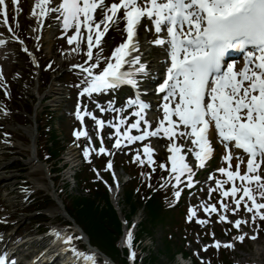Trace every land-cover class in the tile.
<instances>
[{
  "label": "snow or ice",
  "instance_id": "obj_1",
  "mask_svg": "<svg viewBox=\"0 0 264 264\" xmlns=\"http://www.w3.org/2000/svg\"><path fill=\"white\" fill-rule=\"evenodd\" d=\"M13 3L17 4L18 15V0H13ZM51 3L52 0H36L32 14L46 16L50 12L59 13L55 18L62 19L63 28L75 29V34L68 36L67 40L69 45L76 42L71 51H86L87 59L73 67L80 69L83 76L79 95L87 94L89 98L94 93H102L122 85L139 89V80L147 72V65L141 62L139 54L132 53H138L139 50L136 38L138 26L142 19L150 21L158 34L153 43L166 46L170 57L166 76L155 89L157 93L163 94V118L156 129L150 130L151 122L146 118V110L151 105L139 95L129 97L127 101L128 107L136 109V119L122 133L120 126L126 124L125 116L121 115L119 123H115L97 118L86 109L85 114L91 116L101 129L106 123L109 124L116 129L117 135H123L129 143L158 136L161 129L169 138L176 136L178 132L179 137L192 139V143L196 145L193 150L196 167H203L214 151L209 138L210 131L214 129L226 149L222 159L228 162V167L217 169L219 173L226 175L225 181L216 180V184L223 189L222 196L231 195L235 199V207L230 209L233 214L238 213L243 201L246 211L252 213L253 222L257 216L264 219V211H259L264 209V175L261 174V166L264 165V0H111V3H106V0H59L54 6H50ZM7 7L5 0H0V13H3L5 25H8ZM36 8H39L38 13ZM98 10L101 16L99 20L96 19ZM121 11L122 16L119 15ZM121 19L126 21V40L115 47L109 57L97 56L94 48L101 44V38L111 25ZM82 28L87 29L86 49L81 48V41L84 39ZM160 33L164 35H159ZM13 37L20 40L14 32ZM20 42L23 44L22 40ZM3 43L0 40V44ZM232 49L243 52V62L239 67L237 61L225 60ZM24 51L28 52L27 47H24ZM101 60L105 62L103 68H100ZM108 105L111 110L117 111L113 101H109ZM98 107L101 112L108 110L99 105ZM123 107L121 106L120 111ZM76 114L83 121L84 114L79 105ZM142 124L147 127L141 129ZM130 129L141 131L139 135H133ZM74 135L80 137L87 136L88 133L77 130ZM101 144L103 145L102 137ZM121 144V139L117 138L115 146L118 148ZM143 147L148 154V162L152 163L151 153L154 149L149 144H144ZM168 147L174 153L169 157L170 174H175L177 184L181 182V176L187 174V186L191 187L195 183V168L186 161L187 154H181L184 145L176 144L173 140ZM235 150H242L247 154L244 172L240 171V164L244 163V159L241 152ZM106 151L103 146L99 148L100 153ZM84 155H89L88 148H85ZM234 156L239 161L235 170L232 168ZM143 162L140 160V163ZM108 167H112L111 161H108ZM237 179L245 186L237 187ZM228 182H232L233 186L224 189V184ZM237 193H242L239 198H236ZM175 196L179 197L180 192L176 191ZM248 201H251L250 205ZM220 204L225 210L221 212L220 220L229 221L226 214L229 204L223 199ZM204 211L210 215L220 209L215 204H207ZM189 212L191 214L188 219L191 220L195 211L190 208ZM230 222L239 229L242 223L248 221L238 217ZM53 234L65 244V250L71 249L78 262L82 259L84 264H97L95 253L80 252L72 244L77 237L57 230H53ZM245 235L240 234L235 239L243 241ZM131 241L132 233L129 231V247ZM214 243L217 248L221 246L219 240ZM224 246L234 247V244L228 242ZM207 247L205 245V250ZM130 256L135 259V251ZM0 264H6V256H0Z\"/></svg>",
  "mask_w": 264,
  "mask_h": 264
},
{
  "label": "rangeland",
  "instance_id": "obj_2",
  "mask_svg": "<svg viewBox=\"0 0 264 264\" xmlns=\"http://www.w3.org/2000/svg\"><path fill=\"white\" fill-rule=\"evenodd\" d=\"M32 18L33 17H31V19ZM21 19H23V21H21L22 26L25 29H29L30 26L32 25V21H28L27 14H24L19 20ZM28 32H30V30L24 33H21V34L27 39L29 43H31L32 40L28 37ZM31 32H33V30ZM37 48H38V54L40 56L41 44H39ZM46 57H48V55ZM0 60H3L5 62L8 61V63H5V67L7 69V74H9L7 82L3 84V87H0V109L2 110V111L0 110V112L3 113L5 109H7V111L9 109L11 112H13L16 109L14 113L15 112L19 113V116L18 117L14 116V118L20 119V121H22L23 123H26L27 118L24 113V110H26L25 105L27 104V106L30 107V110H29L30 112L34 110V107H36L38 104V100L35 99L36 92L33 89L34 82L28 83L27 81H23V82L18 81L15 78V74L17 73V71H19L20 73H25L26 74L25 77L27 78L33 77V65L24 54H20V53L16 56L17 63H15L13 67H11L13 58L10 59L8 57L1 56ZM44 73L46 72L44 71L41 72V74H44ZM45 82L40 84V86H42ZM105 96L106 95H104L102 92V93H99L98 95H94L91 98H89V104L91 108H93L94 110L96 108V105L100 104L101 102L106 103L107 101L102 100V98ZM32 97L34 98L33 100H32ZM28 119H29L28 121L29 123L28 122L27 123L32 124V120H30V117ZM28 124H24L25 125L24 127H26V125ZM15 126L16 124L11 119L8 118L7 120H4L0 118V143H2L6 147L3 149H0V176L6 177L4 179V182L0 183V189L3 188L4 185L6 189L5 190L3 188V192L0 191V197L4 200L6 205H8L9 203L15 204L14 206L13 205L7 206L8 211H6L5 207L1 206L0 215L2 216L4 215V213L10 212L13 214V217L9 218L10 220H13V219L18 220L20 218L19 223L17 224L16 227L22 228V229L25 228L27 223L29 224L30 220L32 221L33 219H35L30 214H27V213L23 214L19 212L20 208H22L23 205L18 204V200H21V197L17 198L15 196L17 192H15V189H13L12 183H14L17 180L22 179L26 184L30 185L29 193H32V196L31 198L28 199V202L25 201L26 203L28 204L33 203L32 205L36 206L37 201L33 200V197H34L33 191H35L38 188L41 189V192H42L41 194L43 195V199L39 200V202H42V204L47 203L48 205V208L43 211L45 214V217H47L45 225L50 226L53 222H56L57 224L64 223L66 220H68V216L64 214L65 210L64 212L61 211L60 208L56 205V202L54 200L51 201L50 197L51 196L54 197L53 194L55 193L57 194V196L60 195L65 200L67 199L68 196L70 197V195L74 197V195H76V193L79 192L78 185L77 184L75 185L74 181L65 172L66 166H64L62 171H60L59 175L60 176L62 175L61 178L59 176H55L57 177V181L55 185H53V182L50 179L51 174L47 175L45 166H43V169L38 170V171H35V168L32 169L30 167L29 160H26V157L23 156L24 151L27 150V148L29 147L25 145L22 146L19 141V138L22 136V134H23V138L27 137L26 136L27 134L24 133L23 129L22 130L15 129ZM59 131H60V127L57 128V132ZM5 133H8V135L5 136ZM65 135H69V131L66 130ZM28 154L29 153L27 152L26 155ZM118 156H119V159L122 160L124 157L129 156V155L127 154L126 151L123 150L118 153ZM59 157L55 159L54 166H52L53 170L55 169L54 171H58V168L60 170V167L62 166V160H60ZM122 164L126 165L125 162H122ZM115 167L118 172H122V169H120L121 164L118 161H115ZM17 168H20L21 170L19 171V169ZM57 173L58 172H56L55 174ZM65 176L69 177V182H67ZM121 178H125V177L121 176ZM199 187L195 189V192L193 193L192 196L188 195V197H185L187 206L194 207L197 213H200V210H199L200 205L205 204L204 200H209L208 198L209 196H211L209 192H208L209 194L208 196L207 194H205L206 191L201 190V188ZM19 190L24 191L23 188H20ZM8 191H13V195L8 194ZM123 194L124 193L121 191V193H119V196H118L120 200L119 208L123 210V213L125 212L126 214H128L130 212L129 204H127L125 200L123 201ZM133 201L135 202L134 198H133ZM97 208L99 209L101 207L97 206ZM93 214L97 215V213H93ZM138 216L141 219L143 218L142 220H144V217H145L144 210L142 213V211H140L139 209V211L136 212L135 216L132 217V220L136 222L134 218L139 219ZM216 217L217 216H215L214 219L211 218L210 220H207L208 221L207 224H204V225H197L200 222L198 220L196 222L197 223L196 225L204 228L205 230H207V228H211V226H214V228L212 229V233L208 231L210 234V238L216 239L219 237L222 239V237L225 235V231L219 229L216 226L217 224H219ZM219 225L220 227H222L221 224ZM70 227L72 228L73 231L76 230V227H74L73 225H70ZM35 228H36L35 225H33V226H29L25 228L24 230L34 231ZM242 228H243L242 231L246 233V236L244 237L243 241H240L239 244L232 247L231 256L229 257L233 258L234 262L236 261L239 264H264V233L262 235H260V233L259 235H257L255 226L250 227V228L248 227H242ZM137 229L139 231L138 227ZM144 229L147 230L146 228ZM150 230H151L150 232L151 234H144V237L143 235H141V237L143 238L141 241L142 246L146 245L147 248H149V252L147 256L145 257L144 262L148 264L147 262L148 259L153 258L152 254H150L151 251H153L154 257L158 258V259H154L155 261H157L155 262V264H180L179 261L177 260L180 257L179 253H177L174 257H172L171 256L172 248L166 247L163 243L164 242L163 235L165 234L166 230H169V227H163L162 225H159V223H157L155 225H152ZM247 235H250V236H247ZM115 236L118 237L117 232H115ZM77 237L79 238V241L82 242L78 233H77ZM251 237H254V238L252 240H249ZM120 238L121 237H119L118 240H120ZM201 245L205 246V241L198 236H194V240H191L187 247L189 248V250L199 255L200 249H196V248H200ZM206 245L208 246L209 244H206ZM143 251H146V250H143ZM141 254L142 252L139 253V258L143 256ZM120 255H123L122 252H120ZM203 258L205 260H208L206 257H203ZM222 264H230V263L228 262L226 258H224Z\"/></svg>",
  "mask_w": 264,
  "mask_h": 264
},
{
  "label": "trees",
  "instance_id": "obj_3",
  "mask_svg": "<svg viewBox=\"0 0 264 264\" xmlns=\"http://www.w3.org/2000/svg\"><path fill=\"white\" fill-rule=\"evenodd\" d=\"M75 207L77 208V217L81 220V225L88 231L90 238L96 240L93 237V233L96 232L103 237L108 236L110 238V243L101 239V244L105 245L109 249H114L112 252H117V248L113 246L112 233L119 232V222L117 220L116 214L110 206L103 207L99 210L95 205V199H83L75 200ZM158 207V198L153 197L148 204V214L153 216V211ZM97 209V210H96ZM93 213H97L94 215ZM110 226V227H109ZM111 228V229H110ZM151 263L156 262L154 258H151Z\"/></svg>",
  "mask_w": 264,
  "mask_h": 264
},
{
  "label": "bare ground",
  "instance_id": "obj_4",
  "mask_svg": "<svg viewBox=\"0 0 264 264\" xmlns=\"http://www.w3.org/2000/svg\"><path fill=\"white\" fill-rule=\"evenodd\" d=\"M229 53H230V52H229ZM29 136L32 138L33 143L35 144V133H34V131H30V130H29ZM0 147H1V145H0ZM32 148H33V147H32ZM32 151H33V153H32L31 155L28 156V160H29L30 167H31L32 169H34V168L43 169V166H42V165L38 162V160L36 159L37 156L34 155V151H35L34 148L32 149ZM68 158H69V163H72V162L74 161V152H71V151L68 152ZM31 164H32V165H31ZM46 171H48V168L46 169ZM110 193H111L112 198H113V199L116 201V203H117L118 201H117V198H116V196H115V193H117V190H116V188H115L114 186H111V187H110ZM53 196H55V194H53ZM56 198H57V195H56ZM59 208H60V210L63 211V212H64V210H65L64 214H65L66 216H68V220H66V221H68V222H66V221H65V222L70 224V222H69V220H70V221L73 223V226L76 227L77 230H79L78 227H77V225H76V223H75V221L73 220V218L70 216V214H69L68 212H66L65 207H62V208L59 207ZM5 216H7V217L12 216V213H8V214H6ZM79 232H80L81 235H82V246H84V247L86 248L87 251L93 253V251H94L95 249L93 248V246L90 245L88 235L85 234V233H84L83 231H81V230H79ZM128 232H129V228L126 226V223L123 222V235H122V241H123V242H127V234H128ZM106 264H112V263L109 262L108 259H107Z\"/></svg>",
  "mask_w": 264,
  "mask_h": 264
}]
</instances>
